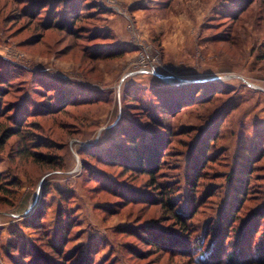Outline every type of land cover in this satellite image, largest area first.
Listing matches in <instances>:
<instances>
[{
	"label": "rangeland",
	"instance_id": "374dc122",
	"mask_svg": "<svg viewBox=\"0 0 264 264\" xmlns=\"http://www.w3.org/2000/svg\"><path fill=\"white\" fill-rule=\"evenodd\" d=\"M23 2L0 0V89L46 148L18 158L13 138L0 153V264H200L216 247L260 264L264 0H89L72 34ZM139 44L158 74L120 88Z\"/></svg>",
	"mask_w": 264,
	"mask_h": 264
},
{
	"label": "trees",
	"instance_id": "16d2710c",
	"mask_svg": "<svg viewBox=\"0 0 264 264\" xmlns=\"http://www.w3.org/2000/svg\"><path fill=\"white\" fill-rule=\"evenodd\" d=\"M88 1L89 0H24L23 4H25L26 6L23 8L22 12L24 14V17L33 20H38L40 17V23L42 25L41 27L43 30L50 31L57 29L67 31L68 33L72 34L73 28L75 27V23H78L82 18H85L86 15H90L89 12L83 13L84 11H86L84 8L86 4L91 6L90 8H87L88 11L95 10L93 2ZM54 5L56 6L54 7ZM112 55L113 54H111L110 56ZM93 60H97V57L93 58ZM9 81L10 80L7 77H4L3 74L0 73L1 85L7 83L9 84ZM2 92L3 89H0V153L5 152L6 146L13 138H19L23 145V147L18 153V158H22L23 156L27 155L28 150L26 147H28L30 144H35L37 146L36 148H46V146L42 144H37L39 142H29L31 136H33L34 133L30 131H35L34 129H40L39 126L35 125L36 127H31V130L28 131V128L26 129V127H28L29 125L28 119L31 117V115H29L28 112L25 113L22 109L20 110V112L18 111L19 114L17 116H14L13 113L16 110L17 103L12 102L10 104L5 105L2 100V96H4L3 98H5L7 94L3 95ZM51 104L52 103L49 104L48 109H53V106ZM62 110V108H59L56 111L49 110L47 113H43L41 110V114H36V116L40 117L46 114L55 115L56 113H61ZM133 143L136 145L135 141H133ZM135 145L131 148L134 149L132 155L134 157L133 159L135 160V163L138 165L140 171L150 176L151 179L155 182L154 184H156V173L152 169L144 170L145 157ZM28 156V159H32L33 163H35L36 165L45 166L49 169L54 170L63 168V166L61 165L62 163L59 162L54 155H44L39 152L30 153L29 151ZM1 185L2 184L0 182V194L2 197H6V195L10 192L7 188L2 187ZM12 186H16L15 181L12 183ZM170 210L174 211L175 206L171 205ZM175 218L179 221L181 226H184V224H182V220L180 219V214L175 213ZM262 245H264V242H262ZM207 247L209 248L210 245ZM215 249L216 250L210 255L209 253H206L207 256H205V258L201 259L200 257V264H248V262L252 263L244 258L245 252L241 247L235 250L234 252H230L227 255L223 254L222 250L220 251L219 247H216ZM254 253H256V255H260L258 256L259 259H256V261L260 264L264 263V246L256 248V250H254ZM222 254L223 257L225 256L226 258H222Z\"/></svg>",
	"mask_w": 264,
	"mask_h": 264
},
{
	"label": "built area",
	"instance_id": "2783aa9c",
	"mask_svg": "<svg viewBox=\"0 0 264 264\" xmlns=\"http://www.w3.org/2000/svg\"><path fill=\"white\" fill-rule=\"evenodd\" d=\"M141 47V54H140V59H139V63L136 64L133 68V70H131L130 72H127L122 78H121V84H120V88L122 83L128 79L131 76H135V75H139V74H158L155 66L156 60L154 58H151L149 50L146 47H143L141 44H139ZM146 60H148V62H146Z\"/></svg>",
	"mask_w": 264,
	"mask_h": 264
},
{
	"label": "water",
	"instance_id": "95a60500",
	"mask_svg": "<svg viewBox=\"0 0 264 264\" xmlns=\"http://www.w3.org/2000/svg\"><path fill=\"white\" fill-rule=\"evenodd\" d=\"M160 78H163L167 82V78H164L163 76H159ZM168 83V82H167Z\"/></svg>",
	"mask_w": 264,
	"mask_h": 264
}]
</instances>
